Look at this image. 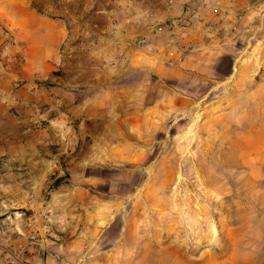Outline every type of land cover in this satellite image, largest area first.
Instances as JSON below:
<instances>
[{"label": "crops", "instance_id": "obj_1", "mask_svg": "<svg viewBox=\"0 0 264 264\" xmlns=\"http://www.w3.org/2000/svg\"><path fill=\"white\" fill-rule=\"evenodd\" d=\"M258 1L248 5V14L261 8ZM183 8L182 0H93L85 3L78 27L27 7L18 10L22 15L11 27L25 44V59L31 65L45 59L62 72L51 81L46 120L63 131L71 167L56 177L66 179L48 204L51 224L36 216L12 226L0 222V264H175L181 238L159 231L164 207L146 196L157 188L142 178L150 162L170 159V114L181 112L200 85L227 72L234 44H218L198 28L190 36L195 52L178 62L180 51L168 52L166 37L152 36L148 25L181 16ZM133 9L144 15L145 27L129 21ZM119 11L123 32L114 33ZM248 14L243 34L251 30ZM82 29L96 36V45ZM143 35L151 50L134 45Z\"/></svg>", "mask_w": 264, "mask_h": 264}, {"label": "rangeland", "instance_id": "obj_2", "mask_svg": "<svg viewBox=\"0 0 264 264\" xmlns=\"http://www.w3.org/2000/svg\"><path fill=\"white\" fill-rule=\"evenodd\" d=\"M90 2L0 0L2 225L33 216L51 224L48 204L63 183L56 185V177L71 167L63 131L46 120L51 81L62 72L52 71L45 59L32 65L25 59V44L11 27L13 18L27 7L78 27ZM258 2L261 8L252 7L256 13L246 10L251 30L242 31L229 49L227 72L200 85L181 112L170 114L165 136L170 159L160 165L150 162V172L142 178L157 188L146 196L164 207H159V231L181 238L175 264H264V0ZM123 20L120 12L112 26L120 25L123 32ZM87 30L81 32L96 45V36Z\"/></svg>", "mask_w": 264, "mask_h": 264}, {"label": "built area", "instance_id": "obj_3", "mask_svg": "<svg viewBox=\"0 0 264 264\" xmlns=\"http://www.w3.org/2000/svg\"><path fill=\"white\" fill-rule=\"evenodd\" d=\"M170 2L176 0H169ZM183 13L173 19H155L151 28V35L165 36L168 52L173 49L180 51L178 62L185 56L195 52L191 34L198 28H202L206 34L212 36L218 44L234 42L235 46L243 29V19L246 15L248 2L250 0H182ZM131 12L132 22L137 29L146 26L144 15L133 9ZM120 25H113L112 30L117 33ZM178 32L182 33L178 36ZM143 35L136 37L134 45L141 50H151L153 43ZM170 62V60H169Z\"/></svg>", "mask_w": 264, "mask_h": 264}, {"label": "trees", "instance_id": "obj_4", "mask_svg": "<svg viewBox=\"0 0 264 264\" xmlns=\"http://www.w3.org/2000/svg\"><path fill=\"white\" fill-rule=\"evenodd\" d=\"M63 178H58L56 179L55 183L56 185H59L62 182Z\"/></svg>", "mask_w": 264, "mask_h": 264}, {"label": "bare ground", "instance_id": "obj_5", "mask_svg": "<svg viewBox=\"0 0 264 264\" xmlns=\"http://www.w3.org/2000/svg\"><path fill=\"white\" fill-rule=\"evenodd\" d=\"M234 71L237 72V71H238V68L236 67ZM234 76H235V75H234Z\"/></svg>", "mask_w": 264, "mask_h": 264}]
</instances>
